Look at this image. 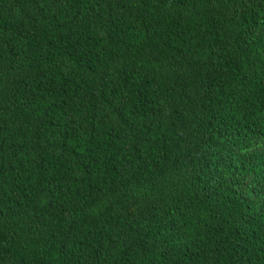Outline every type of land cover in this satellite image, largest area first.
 Wrapping results in <instances>:
<instances>
[{"label": "trees", "instance_id": "obj_1", "mask_svg": "<svg viewBox=\"0 0 264 264\" xmlns=\"http://www.w3.org/2000/svg\"><path fill=\"white\" fill-rule=\"evenodd\" d=\"M0 264H264V0H0Z\"/></svg>", "mask_w": 264, "mask_h": 264}]
</instances>
